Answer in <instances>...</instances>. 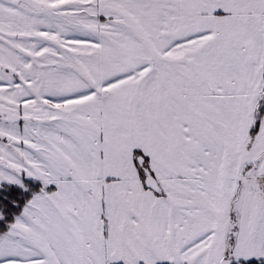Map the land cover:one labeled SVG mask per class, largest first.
Masks as SVG:
<instances>
[{"label": "snow or ice", "instance_id": "obj_1", "mask_svg": "<svg viewBox=\"0 0 264 264\" xmlns=\"http://www.w3.org/2000/svg\"><path fill=\"white\" fill-rule=\"evenodd\" d=\"M0 264H264V0H0Z\"/></svg>", "mask_w": 264, "mask_h": 264}]
</instances>
